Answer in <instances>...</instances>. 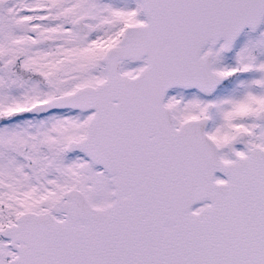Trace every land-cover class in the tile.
<instances>
[{
  "label": "snow or ice",
  "instance_id": "1",
  "mask_svg": "<svg viewBox=\"0 0 264 264\" xmlns=\"http://www.w3.org/2000/svg\"><path fill=\"white\" fill-rule=\"evenodd\" d=\"M0 264H264V0H0Z\"/></svg>",
  "mask_w": 264,
  "mask_h": 264
}]
</instances>
